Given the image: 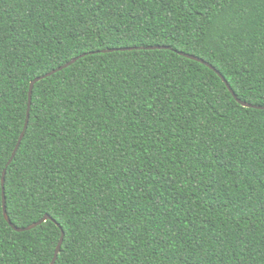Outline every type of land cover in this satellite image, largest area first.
I'll list each match as a JSON object with an SVG mask.
<instances>
[{
  "label": "trees",
  "instance_id": "obj_1",
  "mask_svg": "<svg viewBox=\"0 0 264 264\" xmlns=\"http://www.w3.org/2000/svg\"><path fill=\"white\" fill-rule=\"evenodd\" d=\"M180 53L264 107V0H0V264H264V110Z\"/></svg>",
  "mask_w": 264,
  "mask_h": 264
},
{
  "label": "water",
  "instance_id": "obj_2",
  "mask_svg": "<svg viewBox=\"0 0 264 264\" xmlns=\"http://www.w3.org/2000/svg\"><path fill=\"white\" fill-rule=\"evenodd\" d=\"M137 48H123V49H120L122 51H126V50H135ZM142 49H147V50H156V49H170L169 47H165V46H155V47H148V48H142ZM115 50L114 49H111V50H105L103 52H114ZM181 55L189 58V59H192V60H195V61H198L206 66H208L209 68H211L212 70H214L218 75L219 77L224 81V83L226 84L227 88L229 89V91L232 93L233 97L238 101V103H240L242 106L246 107V108H252V109H258V110H264V107H261V106H257V105H253L251 103H247V102H244L242 100H240L236 93L234 92V90L232 89L231 85L229 84V82L226 80V78L222 75V73L220 71H218L213 65H211L210 63L204 61L203 59H200L196 56H193V55H189V54H186V53H180ZM85 55H82L78 58H75L73 60H71L70 62H68L67 64H65L64 66L58 68V69H55L53 70L52 72L44 75V76H41V77H38L36 78L32 83H31V86H30V91H29V103H28V112H27V120H26V123H25V126H24V130L23 132L21 133V136L18 140V143L12 153V156L3 172V178H2V190H3V209H4V216H5V219L7 220V222L13 227V229L17 232H25V231H30L32 229H35L37 228L38 226H41L43 225L45 222H47L48 220H51L52 218L49 216V215H46L42 220H40L39 222H36L26 228H18L16 226H14V224L11 222L10 218H9V215H8V210H7V199L5 200V183H6V174H7V168L13 163L17 153H18V150L20 149V146L22 144V141L24 140L25 138V135H26V132L28 130V126H29V116H30V111H31V107H32V102H33V92H34V88L33 85L36 86V84L48 77H51L52 75L58 73V72H61L63 71L64 69L72 66L73 64H75L81 57H84ZM64 237H65V233L63 232L62 233V237L60 239V242L57 246V249H56V252H55V256L52 260L55 261L54 264H56L57 262V259H56V254L61 252V248H62V245H63V242H64ZM51 262V264H52Z\"/></svg>",
  "mask_w": 264,
  "mask_h": 264
},
{
  "label": "snow or ice",
  "instance_id": "obj_3",
  "mask_svg": "<svg viewBox=\"0 0 264 264\" xmlns=\"http://www.w3.org/2000/svg\"><path fill=\"white\" fill-rule=\"evenodd\" d=\"M33 87H35V85H33ZM29 119H31V116H29ZM37 119H38V117H37ZM0 149H2V145H0ZM21 194H23V193H21ZM5 200H6V195H5ZM59 258H60V254L57 253V254H56V259H59ZM54 262H55V261H53L52 264H54Z\"/></svg>",
  "mask_w": 264,
  "mask_h": 264
}]
</instances>
